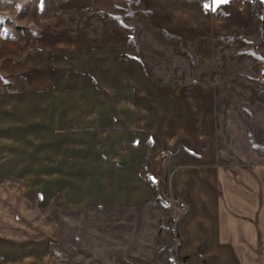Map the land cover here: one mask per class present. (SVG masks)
Listing matches in <instances>:
<instances>
[{"label": "crops", "instance_id": "0c3cea01", "mask_svg": "<svg viewBox=\"0 0 264 264\" xmlns=\"http://www.w3.org/2000/svg\"><path fill=\"white\" fill-rule=\"evenodd\" d=\"M69 1L110 12L126 0ZM136 1L143 11L141 18L177 44L237 35L259 39L263 33V9L251 0L218 5L213 0ZM104 48L86 49L84 56L97 65L115 63V44ZM125 48L128 66L119 78L124 82L117 83L125 89L123 103L117 107L64 105L52 114L49 103L43 107L44 117L54 115L53 121L34 126L29 114L9 124L1 122L3 129L11 131L0 136V165L4 150L12 151L7 155L11 168L0 166L1 210L5 198L19 207L30 199L43 204L57 195L64 207L138 215L145 222L149 212L156 210L165 227L163 237L173 235L174 242L179 241L178 255L187 264H264V161L224 158L217 139L213 86L154 87L141 71L133 44ZM109 67L110 63L107 78L112 80L109 74L115 68ZM63 110L83 119L75 121L83 129L65 130L70 120ZM88 110L93 114L85 120L81 114ZM105 111L113 114L98 120ZM102 122L115 129L100 133L96 128ZM34 127L46 130H29ZM38 146L42 152H36ZM42 164L50 171L45 176L49 185L36 183ZM7 181L18 186L9 187ZM172 198L185 207H173ZM17 212L5 228L0 212V264L34 256L31 235L20 234L24 222ZM38 248L41 258L47 256L44 242Z\"/></svg>", "mask_w": 264, "mask_h": 264}, {"label": "rangeland", "instance_id": "374dc122", "mask_svg": "<svg viewBox=\"0 0 264 264\" xmlns=\"http://www.w3.org/2000/svg\"><path fill=\"white\" fill-rule=\"evenodd\" d=\"M69 3L0 0V136L11 131L1 127L3 121L9 124L29 114L34 126L53 121L54 115L44 117L43 107L49 103L54 107L52 114L64 105L117 107L123 103L125 88L120 86L124 80L119 78L128 66L125 46L133 44L141 58V71L152 86L186 90L213 86L217 94V139L224 158L264 161V33L259 39L237 35L213 42L201 40L195 45L177 44L141 18L143 11L136 0L123 1L110 12ZM109 43L117 47L115 63L97 65L84 56L86 49H107L104 47ZM109 63V68H115L109 74L112 80L107 78ZM64 112L70 120L65 130L83 129L75 124L83 119L70 110ZM92 114L88 110L81 115L86 120ZM111 114L102 112L97 119L104 121V116ZM113 129L104 122L96 128L100 133ZM37 136L42 139L38 132ZM41 148L38 146L36 152H42ZM11 152L4 150V169L11 168L7 157ZM39 168L36 183L49 185L45 180L48 167L42 164ZM5 184L18 186L14 181ZM8 200H4L3 211L0 208L4 228L11 226L6 222L19 211L18 217L24 222L20 234L31 235L34 256L3 264L185 263L173 235L163 237L165 227L158 221L156 210L149 212L145 222L138 215L64 207L60 195L38 205L30 199L19 207H12ZM41 242L47 251L43 258L38 255Z\"/></svg>", "mask_w": 264, "mask_h": 264}, {"label": "built area", "instance_id": "2783aa9c", "mask_svg": "<svg viewBox=\"0 0 264 264\" xmlns=\"http://www.w3.org/2000/svg\"><path fill=\"white\" fill-rule=\"evenodd\" d=\"M253 3H255V0H251ZM263 62H264V60H263ZM172 205H173V207L175 206V205H177V206H179L180 208H184L185 207V204H184V202L183 201H181V200H178V199H174V198H172ZM176 247H179V241L177 240L176 242ZM179 262V261H178ZM179 264H187L186 262L184 263V262H181L180 261V263Z\"/></svg>", "mask_w": 264, "mask_h": 264}, {"label": "trees", "instance_id": "16d2710c", "mask_svg": "<svg viewBox=\"0 0 264 264\" xmlns=\"http://www.w3.org/2000/svg\"><path fill=\"white\" fill-rule=\"evenodd\" d=\"M255 2L257 3V5L263 9V15H262V19H261V22H262V32L264 33V0H255ZM262 33V34H263Z\"/></svg>", "mask_w": 264, "mask_h": 264}, {"label": "snow or ice", "instance_id": "6c2138e0", "mask_svg": "<svg viewBox=\"0 0 264 264\" xmlns=\"http://www.w3.org/2000/svg\"><path fill=\"white\" fill-rule=\"evenodd\" d=\"M213 2L218 5V4H222V3H227V0H213ZM205 7L207 8L208 5H205Z\"/></svg>", "mask_w": 264, "mask_h": 264}]
</instances>
